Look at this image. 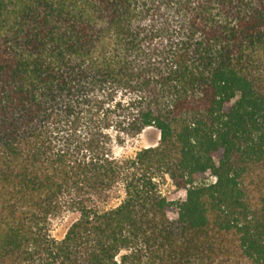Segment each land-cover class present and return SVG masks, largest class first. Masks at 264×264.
<instances>
[{"label":"trees","instance_id":"16d2710c","mask_svg":"<svg viewBox=\"0 0 264 264\" xmlns=\"http://www.w3.org/2000/svg\"><path fill=\"white\" fill-rule=\"evenodd\" d=\"M263 166L264 0H0V264H264Z\"/></svg>","mask_w":264,"mask_h":264},{"label":"rangeland","instance_id":"374dc122","mask_svg":"<svg viewBox=\"0 0 264 264\" xmlns=\"http://www.w3.org/2000/svg\"><path fill=\"white\" fill-rule=\"evenodd\" d=\"M158 131L154 127H147L134 137L126 138L123 143L113 146L114 154L118 157H131L141 148L154 146L158 141ZM264 168V166H263ZM264 173V169H263ZM214 177L209 173L199 176V181L211 182ZM160 190L163 195L171 200H178L184 197L185 191L183 188L177 187L168 176H165L160 183ZM118 200L113 199L109 203L115 204ZM170 216L176 215V209L170 207L168 210ZM72 217L69 215L59 216L52 220L51 234L55 238H60L64 234L66 227L70 223Z\"/></svg>","mask_w":264,"mask_h":264}]
</instances>
